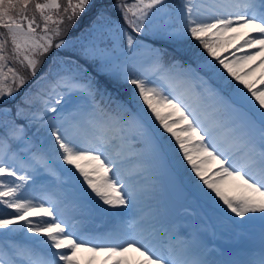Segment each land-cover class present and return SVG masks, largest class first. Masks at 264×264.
Here are the masks:
<instances>
[{
  "label": "snow or ice",
  "instance_id": "1",
  "mask_svg": "<svg viewBox=\"0 0 264 264\" xmlns=\"http://www.w3.org/2000/svg\"><path fill=\"white\" fill-rule=\"evenodd\" d=\"M92 6L0 0V264H264V0H116L73 44ZM166 160L205 215L162 195ZM256 224L253 249L209 258L210 234Z\"/></svg>",
  "mask_w": 264,
  "mask_h": 264
},
{
  "label": "rangeland",
  "instance_id": "2",
  "mask_svg": "<svg viewBox=\"0 0 264 264\" xmlns=\"http://www.w3.org/2000/svg\"><path fill=\"white\" fill-rule=\"evenodd\" d=\"M106 0H104L105 2ZM103 2V3H104ZM111 2V0H108V4ZM114 4V3H113ZM112 4V5H113ZM107 9L110 11V8L109 6L107 5ZM76 41H80L81 39L80 38H76L75 39ZM158 47V46H156ZM161 48H164V47H161ZM259 73L257 72V75ZM137 160L136 159H130L129 162H128V167L130 169H133L135 170L136 167H137ZM168 164V161L166 160L164 162V167ZM137 179L142 183V185L144 186H147L150 182H151V177L148 176V175H141V176H138ZM46 179L42 180L41 183L47 187L49 182L45 185ZM188 193H185V189L179 185L178 181L176 178H174L173 180V184H172V187H171V193L168 192L166 194V198L169 200V202L173 205V207L176 209V211L178 212H182L184 210V208H187L188 211L192 212V211H195L194 210V207L197 206V205H200L203 204V202H194L193 198H189L187 200V202L185 201V198L186 197H189L190 194H189V191H187ZM69 198H70V194H69ZM89 204V207L92 206L91 203H88ZM93 207V206H92ZM70 212V210H69ZM201 215H204L203 211L201 213ZM213 215L215 216V214L213 213ZM104 216L103 215H100V213L96 212V211H92V214H91V219L96 221L97 218L101 219L103 218ZM258 224L254 225V226H249V230H254L256 231L257 228H258ZM236 232H238L239 236L238 238H240V240H250L251 236H250V233H248L247 230H241V229H238L236 230ZM220 235L218 238V240H212V241H215V244H213V247L212 248H215L217 249V254L219 253L218 251H222V248H226L227 246H229V242H232V241H235V230L231 229V228H221L219 230V234ZM212 235L210 234L209 238H211ZM218 237V236H217ZM215 237V238H217ZM214 243V242H213Z\"/></svg>",
  "mask_w": 264,
  "mask_h": 264
},
{
  "label": "trees",
  "instance_id": "3",
  "mask_svg": "<svg viewBox=\"0 0 264 264\" xmlns=\"http://www.w3.org/2000/svg\"><path fill=\"white\" fill-rule=\"evenodd\" d=\"M168 1L169 0H167V2ZM103 2H104V0H93V6L91 8H89L84 14H82L81 17L77 20L76 26L69 33V39H71L72 42L75 41V39L78 37V35L82 32L83 28H87V27L93 26L94 22H96L95 19L97 17L98 11L101 8L104 9V6L106 5V3L105 2L103 3ZM179 3H180V0H171L170 4L178 5ZM109 8H110V11L113 14V16L115 18L119 19V13L112 6H110ZM153 43L155 45H159V46H162V47L170 48L167 52L169 54H171V55H174V57L176 56V57L179 58L185 52V47L177 45V44H173V43H171L169 41L153 40ZM65 51L71 53L70 49L69 50H65ZM65 51H61L60 55L61 56H65ZM72 58L74 59V57H72ZM81 61L84 62L83 60H81ZM85 64H87V63H85ZM46 67H47V62L45 64V68ZM43 70L44 69H41V71H43ZM92 71L93 70L91 68L90 72H92ZM38 75H39V73H38ZM93 75H95L94 72H93ZM28 84H26L25 87L29 88V87L32 86V85L29 86ZM99 85L102 86L103 88H105L116 99H120L121 98V99H124V100L127 101L128 96H129V90L127 89L126 86H124V85H122V84H120L118 82H115L113 80H110L108 78H105V77H100L99 78ZM21 95H23V93L20 91L18 93V95L16 96V98L18 97L17 101H19ZM11 104L12 103L9 102V106H11Z\"/></svg>",
  "mask_w": 264,
  "mask_h": 264
},
{
  "label": "bare ground",
  "instance_id": "4",
  "mask_svg": "<svg viewBox=\"0 0 264 264\" xmlns=\"http://www.w3.org/2000/svg\"><path fill=\"white\" fill-rule=\"evenodd\" d=\"M213 259H215V258H213Z\"/></svg>",
  "mask_w": 264,
  "mask_h": 264
}]
</instances>
